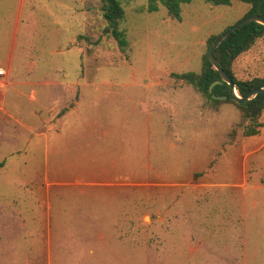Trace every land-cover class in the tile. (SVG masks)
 <instances>
[{"label":"rangeland","instance_id":"obj_1","mask_svg":"<svg viewBox=\"0 0 264 264\" xmlns=\"http://www.w3.org/2000/svg\"><path fill=\"white\" fill-rule=\"evenodd\" d=\"M120 1L124 48L102 0H0V68L12 82L62 81L20 86L15 101L38 129L11 122L27 154L0 199L26 224L23 252L31 264H264V113L245 136L236 105L211 107L173 77L199 74L207 40L250 5L193 0L177 21ZM232 68L264 78V38Z\"/></svg>","mask_w":264,"mask_h":264},{"label":"trees","instance_id":"obj_2","mask_svg":"<svg viewBox=\"0 0 264 264\" xmlns=\"http://www.w3.org/2000/svg\"><path fill=\"white\" fill-rule=\"evenodd\" d=\"M193 0H148L147 11L157 13L160 6H164L170 17L177 21H182V4L191 3ZM233 0H205L213 6H228ZM250 5V10L245 16L258 15L264 18V0H239ZM104 18L108 23V33L122 46L127 45L125 34L120 30V22L124 18L125 11L120 0H102ZM230 28L219 35H213L207 40L208 51L203 57V66L199 74L187 73L183 75H173L179 81L193 87V89L204 97L211 107L229 103L236 105L243 116V123L240 125L245 136H255L259 134L263 125L259 122L264 113V95H258L254 100L246 104H238L230 98V86L226 83L214 87L210 93V87L221 80L220 73L216 71L210 63V51L218 39ZM264 38V26L258 23H251L240 28L231 34L229 39L223 43L215 52V57L221 63L223 69L232 78L237 87L238 95L246 97L255 89L264 88V78H255L247 81L237 80L233 72L234 62L249 52L256 43ZM215 97H228L226 101L215 99Z\"/></svg>","mask_w":264,"mask_h":264},{"label":"crops","instance_id":"obj_3","mask_svg":"<svg viewBox=\"0 0 264 264\" xmlns=\"http://www.w3.org/2000/svg\"><path fill=\"white\" fill-rule=\"evenodd\" d=\"M0 70H4L0 68ZM5 71V70H4ZM5 76H0V199L8 198L9 189L12 186H19L20 180V166L23 164V156H25L26 148H19L18 141L20 140L21 133L18 127L11 125L14 124L21 126L24 129L30 131L33 135H38V129H35L31 123L23 122L19 117V113L15 111V101H18L21 97H24L26 93L19 89L20 86H59L62 81L53 79L47 81H24V82H12L9 77L10 73L5 71ZM78 91H82V85L79 82L74 84ZM36 91H31L30 98L33 102H36ZM80 98L73 103L70 110L61 111L57 121L61 120L74 111L78 110L79 104H81ZM33 115H38L37 111ZM53 123V122H52ZM61 136V134H60ZM33 140L30 139L29 145ZM28 145V147H29ZM11 166L14 168L15 173L9 176V169ZM10 208L5 204L0 205V264H31V256L23 252L24 246H27L31 239L27 238L24 232L20 236L19 231L26 230V224L19 221L20 215L14 216L11 222L10 220ZM12 215L17 214L18 211H11ZM18 217V218H17ZM18 219V220H17Z\"/></svg>","mask_w":264,"mask_h":264},{"label":"water","instance_id":"obj_4","mask_svg":"<svg viewBox=\"0 0 264 264\" xmlns=\"http://www.w3.org/2000/svg\"><path fill=\"white\" fill-rule=\"evenodd\" d=\"M251 23H258V24H261V25L264 26V18L261 17V16H258V15L249 16V17L245 18L243 21H241L240 23H238L237 25H235L234 27H231L229 29V31L224 33L218 39V41L214 44V46L212 47V49L210 51V56H209L210 63L212 64L213 68L220 73V77H221L220 81L215 82L210 87V93L213 92L214 87H216L217 85H221V84L226 83V84H228L230 86V98L233 101H235L236 103L240 104V105L246 104V103L254 100L260 94L264 95V88L253 90L251 93H249V95H247L244 98L240 97L238 95V92H237V87L234 84L232 78L223 69L221 63L215 57V52L223 43H225L229 39L231 34L235 33L240 28H242V27H244V26H246L248 24H251ZM215 99L226 101L228 99V97H215Z\"/></svg>","mask_w":264,"mask_h":264},{"label":"built area","instance_id":"obj_5","mask_svg":"<svg viewBox=\"0 0 264 264\" xmlns=\"http://www.w3.org/2000/svg\"><path fill=\"white\" fill-rule=\"evenodd\" d=\"M6 72L4 70H0V76H5Z\"/></svg>","mask_w":264,"mask_h":264}]
</instances>
